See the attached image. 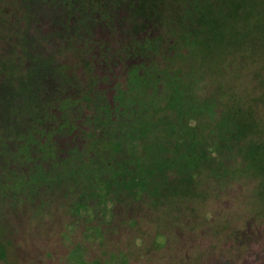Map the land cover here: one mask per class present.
I'll use <instances>...</instances> for the list:
<instances>
[{
  "label": "rangeland",
  "instance_id": "rangeland-1",
  "mask_svg": "<svg viewBox=\"0 0 264 264\" xmlns=\"http://www.w3.org/2000/svg\"><path fill=\"white\" fill-rule=\"evenodd\" d=\"M123 1L0 0V264H264L259 23L187 0L140 30Z\"/></svg>",
  "mask_w": 264,
  "mask_h": 264
},
{
  "label": "trees",
  "instance_id": "trees-1",
  "mask_svg": "<svg viewBox=\"0 0 264 264\" xmlns=\"http://www.w3.org/2000/svg\"><path fill=\"white\" fill-rule=\"evenodd\" d=\"M186 1L187 0H126L125 5L128 6L129 13H126V15H121V18L128 15L133 24V28L140 30L147 29L153 23L154 25H156L157 23H159V21L163 22L164 20L167 21L168 24H171V22L174 21L175 17H180L181 20L186 21L189 19V17L184 13V11H181V8L186 3ZM120 2L124 1L119 0V3ZM246 2L247 0H208L207 5L210 8H229L230 16L243 17L248 19V21L249 18L253 17V22L259 23L260 25L257 30H261L264 35V7L262 8V6L260 5L259 12L254 13L253 10H251L249 14H247L249 8L246 6ZM198 17L202 20L205 19L204 17L206 16L204 14H198ZM211 17L212 21L215 22L216 28L218 20L220 19V14H218V17L215 15ZM149 36L151 37V35ZM153 38L154 40L151 42L155 41L156 43L158 42V38L160 39V36H153ZM130 41L125 45L120 46L118 53H125L127 57L135 55L137 49L142 47V42L139 40L138 36H136V39H133V41ZM156 44H154L155 49H157ZM146 49H150V47H146ZM115 57L116 53L112 55V59H114ZM221 98L222 97H220V100L222 101ZM216 101H219V99H216ZM230 113L236 114L233 121V129L235 131L236 129H241L242 132L249 131L253 132V135L259 134V131L257 129L259 128L258 121H260V119L256 117L255 112L250 115L251 112L240 104L233 108ZM260 140L261 141L257 142V144H264V140ZM119 146L120 145L118 142H112L111 148H114L116 150L119 149ZM117 166L119 169L115 170V173L120 177V179H123L125 175L128 176V179L122 182L123 185L127 184L129 185V187L142 190L147 184V176L150 170H142L141 168H139V166H137L138 170L134 172L133 170L131 171L130 169H125V162L118 163ZM106 184L109 185L108 182H106Z\"/></svg>",
  "mask_w": 264,
  "mask_h": 264
}]
</instances>
